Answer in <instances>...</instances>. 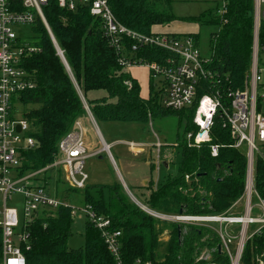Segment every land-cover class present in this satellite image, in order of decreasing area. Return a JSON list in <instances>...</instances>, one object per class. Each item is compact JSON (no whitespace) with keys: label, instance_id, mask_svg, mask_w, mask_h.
Wrapping results in <instances>:
<instances>
[{"label":"trees","instance_id":"trees-1","mask_svg":"<svg viewBox=\"0 0 264 264\" xmlns=\"http://www.w3.org/2000/svg\"><path fill=\"white\" fill-rule=\"evenodd\" d=\"M109 4L117 20L132 30L144 34L189 35L198 44L197 33L167 29L179 20L171 11L170 0H109ZM225 8L222 15L205 10L187 20L217 27L209 36L212 54L206 67L220 82L201 80L197 97L210 93L213 88L221 94L241 88L249 71L254 37L253 0H226ZM42 12L55 43L37 17L30 25L31 36L24 37V42L28 41L35 50L22 61L34 86L18 96L24 109L22 116L29 123V135L35 143L33 148L22 151L20 175L42 170L55 160L59 140L73 128L76 120L86 118V107L96 123H136L145 129L152 119L176 112L184 119L188 132L196 130L192 123L196 104L180 110L163 107V86L156 89L151 74L148 97L140 96L138 81L118 64L99 21L87 8L71 11L50 2L42 7ZM258 37L260 44L263 43V26L259 28ZM57 49L61 50L66 64ZM131 55L151 62L161 60L166 53L144 47ZM210 137V142L199 147L188 145L185 140L176 142L179 156L176 173L161 175L155 186V181L149 179L144 202L137 201L150 210L169 215L226 211L241 195L245 156L230 146L229 130L217 114ZM210 144L219 145L214 157L210 155ZM150 167L152 170L154 164L150 163ZM255 176L258 188L264 186L262 165L257 166ZM39 184L50 194L87 205L107 219L110 230L120 232L122 264H133L136 259L148 260L151 264H207L208 261L198 259L200 252L217 243L213 233L204 226L167 222L145 212L130 199L118 181L111 184L87 182L82 189L71 188L56 178L49 184ZM72 222L70 209L62 206L42 210L34 216L26 227L29 248L23 249L25 264H116L100 230L87 218L83 247L69 249L67 240ZM164 231L167 239L161 240ZM260 252L264 256V235L254 236L245 244L240 264H258L255 257ZM209 261L221 263L224 259L215 252Z\"/></svg>","mask_w":264,"mask_h":264},{"label":"built area","instance_id":"built-area-1","mask_svg":"<svg viewBox=\"0 0 264 264\" xmlns=\"http://www.w3.org/2000/svg\"><path fill=\"white\" fill-rule=\"evenodd\" d=\"M50 2L71 11L78 7L87 8L89 14L99 21L102 34L115 51L118 64L122 68L128 71L134 66H145L153 78L160 77L164 90L163 107L180 110L196 104L192 118L196 130L185 134L188 145L199 147L202 143L210 142L214 116L217 114L222 118L223 126L229 130L232 139L230 146L244 150L245 156V178L241 195L226 211L219 214L169 215L150 210L130 196L145 212L158 219H172L209 229L217 243L212 253L198 259L208 261L207 264H240L245 244L254 236L264 235V186L258 188L256 185L254 168V155L264 167V151L255 143L257 139L264 148V61L259 57L260 49L264 54V41L260 44L258 37L260 26L264 28V0H253L254 37L251 62L242 87L226 90L224 94L213 88L210 93H203L199 97L197 93L201 80L206 79L212 83L216 79V84L220 80L206 67L209 59L202 58L199 46L192 36L144 34L132 30L117 20L109 0H0V264H25L23 249L29 248L27 225L40 211L56 209L59 206L69 208L72 217L77 212H82L100 230L116 264H122L118 240L120 232L110 230L107 219L97 215L87 205L77 207L50 194L33 181L44 169L61 166L66 184L71 188L82 189L89 179L85 170L86 159L100 150L109 153L108 144L103 141L101 149L89 152L85 141V127L80 120H76L73 128L58 142L56 160L42 170L19 174L22 151L33 148L35 143L29 135V123L22 116L23 109L16 108L17 104L21 106L19 94L34 86L29 73L23 68L22 61L35 49L24 42L23 36L16 34L14 27L30 26L38 17L48 30L42 7ZM225 6L226 0H223L222 5L216 8V13L224 14ZM144 47L158 48L166 56L151 62L132 57V52ZM85 109L94 123L88 108ZM153 138L158 170V155L163 143L155 132ZM126 144L133 154H139L144 148L142 143L127 141ZM209 147L210 155L216 156L219 145L210 144ZM185 178L188 179V176L185 175ZM15 194L22 198L20 210L14 205H7L8 200ZM239 207L241 210L238 212ZM250 226H253L251 230ZM215 252L222 256L223 262L209 261ZM255 260L258 264H264L263 254L257 253ZM133 264L151 263L136 259Z\"/></svg>","mask_w":264,"mask_h":264},{"label":"rangeland","instance_id":"rangeland-1","mask_svg":"<svg viewBox=\"0 0 264 264\" xmlns=\"http://www.w3.org/2000/svg\"><path fill=\"white\" fill-rule=\"evenodd\" d=\"M222 2L223 0H170L171 11L176 18H179V20L172 22L167 29L177 33H197L198 46L201 56L204 59H209L212 54L209 36L211 32L217 30L216 25L194 23L187 20L189 18L196 17L205 10H210L212 12L215 11L217 7L222 5ZM14 29L18 36H23L25 38L31 36L32 34L31 28L28 25L15 26ZM28 46L32 47L30 44H28ZM259 52V57L264 61L263 51L260 49ZM153 81L156 89H159L162 86L160 77H154ZM16 108L23 109V107L19 106V104L16 105ZM78 120H80L85 127V141L88 145L89 152L101 149L103 140L110 144L109 153L105 150H100L96 155L89 156L86 159L85 170L89 176V183L111 184L118 181L127 195L129 194V192H127L128 189L136 200L144 202V196L148 192L147 183L149 179L155 181L161 175L166 174V172H169L170 174L176 173V162L179 158L176 142L185 140V134L188 132L184 119H180L176 112H169L159 118L152 119L151 123L148 124V128L145 129L142 128L140 124L136 123L98 122L96 125L94 124L95 120L93 119V123L88 114L86 118H79ZM153 132L156 133L158 139L163 143L160 147L158 159L161 163L162 161L168 162L167 167L163 164L160 166L159 164V170L156 168V148L152 144L154 141ZM101 138H103V140ZM112 141L114 142L111 143ZM127 141L142 143L145 147L149 146L148 143H151V156L149 157L147 153L134 155L129 150L126 144ZM255 143L260 150L264 151L263 145L257 139L255 140ZM238 150L244 154V150ZM57 158L58 157H56L55 160ZM257 159L258 157L254 155L255 171L259 165ZM150 161L154 164V168L152 170L149 163ZM49 169L50 168L47 169L48 171L39 172L36 176L38 177L36 180L37 182L35 183L49 184L52 178H56L66 185L64 171L61 166H54L51 170ZM50 189L52 190L53 188L51 187ZM64 199L66 200V198ZM131 200L134 202L133 198ZM72 203L77 207L82 206L78 203ZM7 205H14L20 210L22 206L21 195H13L11 199L8 200ZM1 207L2 197L0 194V209ZM240 210L241 209L239 207L237 211L239 212ZM255 212L256 211H253V213ZM164 221L168 222L172 221V219ZM85 223L86 217L84 214H82V212H77V214L73 217L71 235L67 240V247L69 249L83 247ZM252 227L253 226H250L249 230H251ZM160 239H167L166 231L160 235ZM212 249V246L202 249L199 257L205 256L207 253H212Z\"/></svg>","mask_w":264,"mask_h":264},{"label":"crops","instance_id":"crops-1","mask_svg":"<svg viewBox=\"0 0 264 264\" xmlns=\"http://www.w3.org/2000/svg\"><path fill=\"white\" fill-rule=\"evenodd\" d=\"M141 70V71H140ZM146 72H145V71ZM148 72V73H147ZM129 74L135 78L138 83H139V86H140V96L143 97V98H147L148 97V93H149V71L148 69L145 67V66H134V67H131L130 71H129ZM96 124V122H95ZM97 125V124H96ZM98 130V128H97ZM99 132V130H98ZM87 134V133H86ZM103 140V138H101ZM104 141V140H103ZM114 141H112L111 143H113ZM105 144H108L104 141ZM149 146L145 147L141 150V152L139 154H142V153H147L148 156L150 157L151 156V148H150V144L151 143H148ZM110 145V144H108ZM88 146V145H87ZM149 147V148H148ZM99 150V149H98ZM96 151V150H95ZM156 151V150H155ZM93 152V151H92ZM134 155H137V154H134ZM151 159V158H150ZM151 163V161L149 162ZM166 166H168V162H166ZM157 180V179H156ZM156 180L154 182V186L156 185ZM125 185V184H124ZM127 192L130 193V191L127 189ZM130 195L132 197H134L131 193Z\"/></svg>","mask_w":264,"mask_h":264},{"label":"water","instance_id":"water-1","mask_svg":"<svg viewBox=\"0 0 264 264\" xmlns=\"http://www.w3.org/2000/svg\"><path fill=\"white\" fill-rule=\"evenodd\" d=\"M48 32H49V34H50V36H51V38H52V40H53V42L55 43V40H54V38H53V36H52V34H51V32H50V30H49V28H48ZM58 53H59V55L61 56V58H62V60L64 61V63H65V60H64V58H63V56H62V52H61V50H58ZM66 64V63H65ZM17 130H19V127H17ZM163 164L166 166V161H164L163 162ZM130 194V193H129ZM128 194V195H129ZM129 197H131L130 195H129ZM132 199V198H131ZM134 200V199H133ZM134 202L142 209V206H140V204H138L135 200H134ZM219 246L217 247V249H218V251H219Z\"/></svg>","mask_w":264,"mask_h":264}]
</instances>
